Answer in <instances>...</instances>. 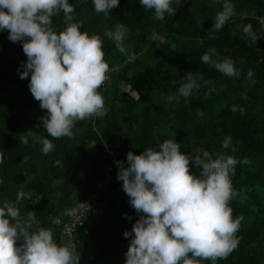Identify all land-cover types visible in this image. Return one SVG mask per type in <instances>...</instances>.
Listing matches in <instances>:
<instances>
[{"label": "trees", "instance_id": "obj_1", "mask_svg": "<svg viewBox=\"0 0 264 264\" xmlns=\"http://www.w3.org/2000/svg\"><path fill=\"white\" fill-rule=\"evenodd\" d=\"M178 2L172 0L175 14L159 21L152 19V10L143 8L139 0H119L107 17L94 11L93 0H69L81 31L103 40L104 60L110 69L98 89L107 115L76 122L72 138L53 140L47 135L41 121L46 110L28 88L30 76L19 77L27 60L22 43L11 42L8 31L0 30V152L4 154L0 206L5 200L15 202L18 192L30 195L31 200L20 201L21 213L35 212L39 226L51 230L58 244L66 245L53 218L68 220L65 209L90 199V216L73 232L79 264H124L130 238L123 233L131 230L139 214L116 178L115 161L126 164L128 151L140 154L166 139L180 143V150L188 155L200 149L213 158L222 154L250 161L237 163L231 176L238 193L230 201L232 216L243 217L236 234L239 245L216 264H264V0H230L236 15L215 38L208 31L223 0H180L176 6ZM52 21L57 32L63 30V13ZM119 23L128 28L124 46L136 55L134 62L126 63L104 35L105 29ZM248 24L257 34L254 42L243 36L242 29ZM212 48L217 52L213 59L234 61L240 69L238 78L226 77L201 62L202 54ZM249 70L254 82L247 79ZM188 72L213 81L215 91L205 96L207 89L202 88L189 103L183 97L166 102L167 96L177 95ZM122 84H128L134 95L124 91ZM233 105L243 107L244 114L233 112ZM28 130L52 140L54 150L42 154L40 143L31 138L27 145L21 143ZM225 137H231V148L222 147ZM105 146L115 154L112 161L104 156ZM192 172L199 175L195 167ZM54 180L63 183L53 187ZM199 264L212 262L201 260Z\"/></svg>", "mask_w": 264, "mask_h": 264}, {"label": "clouds", "instance_id": "obj_2", "mask_svg": "<svg viewBox=\"0 0 264 264\" xmlns=\"http://www.w3.org/2000/svg\"><path fill=\"white\" fill-rule=\"evenodd\" d=\"M139 3L152 10L153 20L163 21L166 15L175 14L172 0H139ZM179 3L180 0L176 6ZM93 5L97 14L107 17L119 6V0H93ZM74 12L69 0H0V30L8 31L11 42L22 43L27 60L22 63L19 77L30 76L28 88L40 108L46 110L41 121L53 140L72 138L76 122L103 118L108 112L98 91L110 70L104 60L103 40L95 33L81 31ZM60 13L64 28L57 32L52 18ZM235 15L234 5L223 0L222 10L216 13L208 31L209 37L215 38L214 34ZM242 32L253 42L257 39L250 24ZM104 35L125 56L126 63L136 60V55L124 46L128 28L123 23L105 29ZM215 56L216 49L212 48L202 54L201 62L226 77H239L240 69L231 58L213 59ZM253 75L251 70L247 72L249 82H254ZM212 85L213 81L202 75L188 72L177 95L167 96L166 102L183 97L189 103L193 93L201 92L202 88L207 89L203 91L205 96L215 91ZM241 96L247 98L246 93ZM231 110L245 112L238 105ZM29 138L40 143L44 155L55 148L52 140L31 130L20 142L27 145ZM222 147H232L231 137L224 138ZM3 161L4 154L0 152V163ZM115 163L116 178L122 181L123 192L139 214L131 230L123 233L130 238L124 264H199L201 260L216 264L237 249L236 234L243 217L232 216L230 201L238 193L231 176L237 163H250L247 158L238 161L234 156L222 154L213 158L200 149L188 155L180 150V143L166 139L156 148H144L140 154L128 151L126 164L121 160ZM59 164L60 161L55 162V166ZM193 167L199 169V175L193 174ZM61 183L62 180L52 182L53 187ZM24 199L31 200V196L18 192L15 202L5 200L0 206V264H79V253L58 244L51 230L39 226L35 212L21 213L19 204ZM87 210L88 205L80 202L78 207L65 209L63 215L73 217Z\"/></svg>", "mask_w": 264, "mask_h": 264}, {"label": "built area", "instance_id": "obj_3", "mask_svg": "<svg viewBox=\"0 0 264 264\" xmlns=\"http://www.w3.org/2000/svg\"><path fill=\"white\" fill-rule=\"evenodd\" d=\"M104 156L111 161L114 159L115 154L107 147L105 146L103 148ZM88 205V210L81 211L78 215L69 217L68 220H64V218L55 217L53 219V224L55 226H58L61 229V234L66 238L65 244L71 248L74 247V241H73V232L74 229L78 226L83 224L84 221L88 219L91 212V201L90 199H86L83 201Z\"/></svg>", "mask_w": 264, "mask_h": 264}, {"label": "rangeland", "instance_id": "obj_4", "mask_svg": "<svg viewBox=\"0 0 264 264\" xmlns=\"http://www.w3.org/2000/svg\"><path fill=\"white\" fill-rule=\"evenodd\" d=\"M121 87H122V89H123L124 91L131 92V94L134 95V94H133L134 92H132V91L130 90V87H129L128 84H122Z\"/></svg>", "mask_w": 264, "mask_h": 264}]
</instances>
